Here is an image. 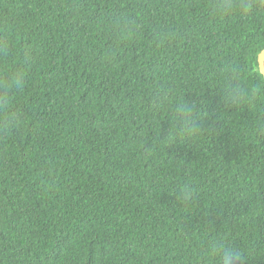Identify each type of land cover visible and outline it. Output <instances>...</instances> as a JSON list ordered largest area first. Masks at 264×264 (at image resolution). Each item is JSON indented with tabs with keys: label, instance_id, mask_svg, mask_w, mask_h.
Returning a JSON list of instances; mask_svg holds the SVG:
<instances>
[{
	"label": "trees",
	"instance_id": "trees-1",
	"mask_svg": "<svg viewBox=\"0 0 264 264\" xmlns=\"http://www.w3.org/2000/svg\"><path fill=\"white\" fill-rule=\"evenodd\" d=\"M263 50L260 0H0V264H264Z\"/></svg>",
	"mask_w": 264,
	"mask_h": 264
},
{
	"label": "clouds",
	"instance_id": "clouds-1",
	"mask_svg": "<svg viewBox=\"0 0 264 264\" xmlns=\"http://www.w3.org/2000/svg\"><path fill=\"white\" fill-rule=\"evenodd\" d=\"M244 7V5H240ZM251 5H248L250 7ZM261 11L264 12V0H260ZM241 94L235 96V104L237 106L248 103L252 98L250 89L244 87L243 89H237ZM228 99H233V93L229 92L227 94ZM195 115V111L191 107H183L179 110L178 116L180 119L185 121L192 120ZM182 199L188 200L192 195V189L185 186L182 190ZM210 256L212 258L213 264H247L248 253L247 250L239 246L228 244L224 242H218L212 245Z\"/></svg>",
	"mask_w": 264,
	"mask_h": 264
},
{
	"label": "water",
	"instance_id": "water-1",
	"mask_svg": "<svg viewBox=\"0 0 264 264\" xmlns=\"http://www.w3.org/2000/svg\"><path fill=\"white\" fill-rule=\"evenodd\" d=\"M258 64L260 73L264 77V50L260 53L258 57Z\"/></svg>",
	"mask_w": 264,
	"mask_h": 264
}]
</instances>
